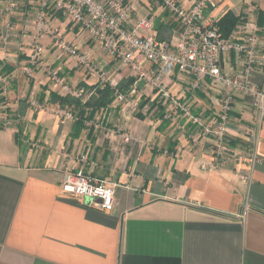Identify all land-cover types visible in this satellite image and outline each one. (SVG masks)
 <instances>
[{"label": "crops", "instance_id": "1", "mask_svg": "<svg viewBox=\"0 0 264 264\" xmlns=\"http://www.w3.org/2000/svg\"><path fill=\"white\" fill-rule=\"evenodd\" d=\"M22 3L11 16L0 15V38L7 36L0 39V264H264V123L249 144V99L237 98L229 117L230 156L238 159L213 168V140L181 110L172 122V104L147 84L129 95L130 69L68 17L46 11L60 38L97 71L60 55L46 35L39 40L40 66L33 67L37 3ZM227 11L257 23L264 41V0H215L206 13ZM142 17L159 21L160 40L179 30L159 0H140L131 18ZM136 61L153 68L141 56ZM238 66L233 54L225 56L224 71ZM263 73L254 72L256 83ZM164 80L179 105L205 124L215 121L220 85L204 80L191 90ZM105 86L111 101L97 106ZM117 93H126L128 103ZM52 94L81 106L61 108ZM63 109L72 120L58 115ZM78 170L116 183L111 211L60 193L64 175Z\"/></svg>", "mask_w": 264, "mask_h": 264}, {"label": "built area", "instance_id": "2", "mask_svg": "<svg viewBox=\"0 0 264 264\" xmlns=\"http://www.w3.org/2000/svg\"><path fill=\"white\" fill-rule=\"evenodd\" d=\"M26 1L30 5L33 1L37 3L33 9L35 33L31 38L33 52L30 63L33 67L40 66L43 48L39 40L46 35L52 38L53 46L60 55L75 58L89 72L97 71L85 53H79L75 46L64 42L52 28L46 17V11L51 10L82 25L109 57L130 69L134 83L127 92L129 95L134 94L136 85L143 81V84H147L158 94L163 104H172L173 111L169 114L172 122L179 118L177 109L181 110L183 116L199 127L201 136L212 139L213 168L238 159L234 154L230 156L232 151L228 131L230 113L239 97L250 101L251 122L244 128V133L249 144L257 139L264 123V81L258 84L253 79L257 69L264 72V41L260 38L261 29L257 23L240 22L229 35L223 36L216 25L222 16L210 18L206 13L208 7L215 6V0H187L189 6L182 0H159L179 26V30L165 41L155 36L150 18L132 20L134 6L140 0H133L128 4H124L123 0ZM21 4L22 0H0V15L11 16ZM6 38L4 36L0 39L5 41ZM232 54L239 66L226 72L223 68L224 58ZM136 56L150 62L153 68L144 70L136 61ZM99 76L104 79V74ZM170 78L187 83L191 90L199 88L204 80L220 85L219 109L215 114V121L205 124L200 116H193L188 107L179 105L167 90L164 79ZM63 88L67 93L76 95L67 86ZM116 98L120 103H128L126 93H117ZM58 115L73 119L66 109L58 110ZM124 140L128 141L129 137L125 136ZM251 161L254 163L253 159ZM115 187L114 182L95 179L78 170L64 175L60 193L88 200L95 203L98 209L108 212L113 208Z\"/></svg>", "mask_w": 264, "mask_h": 264}, {"label": "trees", "instance_id": "3", "mask_svg": "<svg viewBox=\"0 0 264 264\" xmlns=\"http://www.w3.org/2000/svg\"><path fill=\"white\" fill-rule=\"evenodd\" d=\"M240 23V17L233 15L231 12L227 11L225 14L222 15V17L218 20L216 25L218 26L221 34L223 36H227L231 33V31L235 28L237 24ZM158 38V37H157ZM159 39V38H158ZM132 80L127 81L126 85L131 83ZM105 86L102 90L98 91V94L100 95L98 99L95 100L96 105H103L111 101V91ZM128 91V90H127ZM126 91V92H127ZM112 97V96H111ZM71 99V100H70ZM73 98H70L69 96L66 97H58L55 95H51V101L52 102H57L61 108H65L63 106L68 105L70 106L73 103H77L78 100H72ZM102 100V101H101ZM105 100V101H103ZM79 104V102L77 103ZM80 105V104H79ZM81 106V105H80Z\"/></svg>", "mask_w": 264, "mask_h": 264}, {"label": "water", "instance_id": "4", "mask_svg": "<svg viewBox=\"0 0 264 264\" xmlns=\"http://www.w3.org/2000/svg\"><path fill=\"white\" fill-rule=\"evenodd\" d=\"M158 27H159V21L158 20H154L153 21V30L157 31ZM142 85H143V81H140L139 84H138V88H140Z\"/></svg>", "mask_w": 264, "mask_h": 264}, {"label": "rangeland", "instance_id": "5", "mask_svg": "<svg viewBox=\"0 0 264 264\" xmlns=\"http://www.w3.org/2000/svg\"><path fill=\"white\" fill-rule=\"evenodd\" d=\"M148 62V61H147ZM150 63V62H149ZM151 64V63H150ZM152 65V64H151Z\"/></svg>", "mask_w": 264, "mask_h": 264}]
</instances>
